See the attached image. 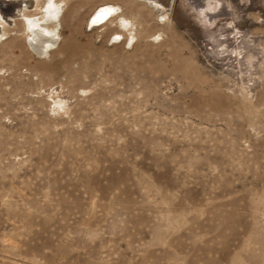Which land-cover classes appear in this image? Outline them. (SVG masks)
<instances>
[{
	"label": "rangeland",
	"instance_id": "obj_1",
	"mask_svg": "<svg viewBox=\"0 0 264 264\" xmlns=\"http://www.w3.org/2000/svg\"><path fill=\"white\" fill-rule=\"evenodd\" d=\"M47 3L0 0V264H264V0Z\"/></svg>",
	"mask_w": 264,
	"mask_h": 264
},
{
	"label": "clouds",
	"instance_id": "obj_2",
	"mask_svg": "<svg viewBox=\"0 0 264 264\" xmlns=\"http://www.w3.org/2000/svg\"><path fill=\"white\" fill-rule=\"evenodd\" d=\"M62 10V5H57L53 3V0H48L47 5L45 6V8L43 9L44 13L46 14L45 19H51V20H56L59 17V14ZM118 11V10H117ZM98 21V17L94 18L92 20V24H96ZM27 30L29 32H31L34 28L39 27L38 22H36L35 20H29L27 22ZM46 35H50L52 33H45ZM0 39H3V37H0ZM29 39H31V37H29Z\"/></svg>",
	"mask_w": 264,
	"mask_h": 264
},
{
	"label": "bare ground",
	"instance_id": "obj_3",
	"mask_svg": "<svg viewBox=\"0 0 264 264\" xmlns=\"http://www.w3.org/2000/svg\"><path fill=\"white\" fill-rule=\"evenodd\" d=\"M196 6H197V5H196ZM213 8H214V7H212L211 4L208 5V6H207V9L205 10L206 14L208 13V11L211 12ZM203 10H204V9H203ZM105 13H106V12H99V13H98L99 15H98V16H95L94 18H97V17H98V19H99V18H101Z\"/></svg>",
	"mask_w": 264,
	"mask_h": 264
},
{
	"label": "snow or ice",
	"instance_id": "obj_4",
	"mask_svg": "<svg viewBox=\"0 0 264 264\" xmlns=\"http://www.w3.org/2000/svg\"><path fill=\"white\" fill-rule=\"evenodd\" d=\"M114 11V10H113ZM98 22V21H97Z\"/></svg>",
	"mask_w": 264,
	"mask_h": 264
}]
</instances>
